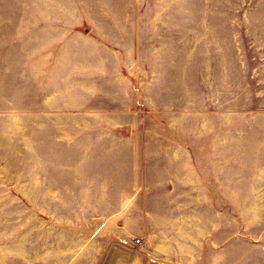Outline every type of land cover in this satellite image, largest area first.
<instances>
[{
  "label": "rangeland",
  "instance_id": "rangeland-1",
  "mask_svg": "<svg viewBox=\"0 0 264 264\" xmlns=\"http://www.w3.org/2000/svg\"><path fill=\"white\" fill-rule=\"evenodd\" d=\"M1 2L16 5L11 18L54 19L58 38L103 35L120 66L117 81L104 83L102 106L41 111L51 121L41 118L39 137L8 72L0 264H129L128 255L133 264H264V0ZM101 129L119 131L121 146L146 145L154 160L113 169L67 144L75 130ZM182 143L193 147L197 183L189 186L161 156ZM127 178L146 184L119 201L116 183Z\"/></svg>",
  "mask_w": 264,
  "mask_h": 264
},
{
  "label": "crops",
  "instance_id": "crops-1",
  "mask_svg": "<svg viewBox=\"0 0 264 264\" xmlns=\"http://www.w3.org/2000/svg\"><path fill=\"white\" fill-rule=\"evenodd\" d=\"M15 7V4L5 5L0 0V11L5 10L2 13L3 17L0 16V105L7 103L3 94L6 88L4 83L7 81L4 80H7L8 72H14L17 98L21 99V105L24 98L29 100L27 104L31 106L32 132H36L39 137L41 118L43 121L46 118L51 121V116L41 111H46L51 106H85L92 103L103 105L104 83L117 81L120 64L114 58L119 57V50L107 43L103 35L101 40L96 42L89 41L85 34L76 35L73 39L68 38L69 40L58 38L54 19H47V23L41 24L39 18L33 17L31 20L18 16L11 18L9 16L12 15L7 14V11ZM9 20L12 22L9 23ZM116 26L117 34L119 24ZM13 38L15 49H8V41ZM113 39L118 40L111 37L108 41L115 43ZM88 99L95 101L88 102ZM41 106L45 108L41 110ZM83 118L86 120L85 116ZM60 130L63 133L65 129ZM89 134H94V140L88 138ZM70 137L71 140L67 144L75 148L77 153L87 152L100 162L108 161L113 169L132 171L146 169L154 160L153 153L146 145L140 148L134 145L121 146L119 131L75 130ZM86 139L91 141L87 146H81ZM93 141L95 145L92 144ZM192 148L182 143L174 148L161 149V156L174 162L175 168L180 171L179 179L182 186L197 183L195 178L190 177V166L194 165L190 157ZM165 149L169 151L165 152ZM116 184L122 186L117 200L131 201L137 194L134 188L146 183L127 178ZM128 218L130 212L125 211L122 215L119 213L117 223L125 225ZM119 229L122 231V237L127 236L126 226H120ZM134 259L130 255L127 257L129 264H133ZM160 263L168 264L165 261ZM174 264L191 263L180 259Z\"/></svg>",
  "mask_w": 264,
  "mask_h": 264
},
{
  "label": "built area",
  "instance_id": "built-area-1",
  "mask_svg": "<svg viewBox=\"0 0 264 264\" xmlns=\"http://www.w3.org/2000/svg\"><path fill=\"white\" fill-rule=\"evenodd\" d=\"M138 241V240H137Z\"/></svg>",
  "mask_w": 264,
  "mask_h": 264
}]
</instances>
